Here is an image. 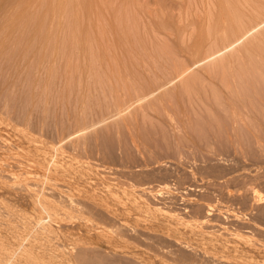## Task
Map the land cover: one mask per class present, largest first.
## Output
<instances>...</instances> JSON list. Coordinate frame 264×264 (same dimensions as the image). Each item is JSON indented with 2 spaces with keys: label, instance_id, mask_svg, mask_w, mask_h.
Returning a JSON list of instances; mask_svg holds the SVG:
<instances>
[{
  "label": "rangeland",
  "instance_id": "obj_1",
  "mask_svg": "<svg viewBox=\"0 0 264 264\" xmlns=\"http://www.w3.org/2000/svg\"><path fill=\"white\" fill-rule=\"evenodd\" d=\"M112 1L70 0L69 5L67 4L66 6L67 9L64 10V12H68L60 16L61 9L59 14H56L59 19L50 17V19L46 18V20L40 22L35 21L39 28H34L36 27L34 22H29V24L24 22L18 25L15 23L13 25L9 21H0L1 163L11 161L12 157L24 156L22 157L23 159L26 156V159L31 160L28 161L30 164L35 163L36 167L39 168L37 164L42 166L44 163L43 167L47 166L46 169L49 170L48 167L51 166V169L54 166L53 164L57 161L56 158L62 156L55 163L66 162V164L64 162V164L58 165V167H61V174L67 175L68 177H65L69 178L70 181L73 178L75 181L72 180V182L74 181V183H71L72 185L82 183L87 187V184H89L88 189L86 188L88 192H97L96 196H102L103 194L102 197L100 196L102 206L104 205L103 208L106 207L109 210L113 207L109 212L111 211L116 216H108L106 220L104 212L90 209L93 212L92 215L97 218H103L102 221L100 218L97 220L96 217L97 221L94 220L91 215L92 212L90 213L89 208L85 206L80 209L83 213L82 211L81 213L73 212L75 214L73 215L74 219L73 216L71 217L73 224L71 222L69 224L75 228H72L69 224L65 225L64 227L72 231L68 235L62 234L64 229V233H69L66 228H63V226L59 227L60 229L63 228V230L61 229L62 231L58 228L57 231L61 233L59 235V232H57L56 238H54V244L56 247L59 246L58 248L73 245L77 242L73 241V239L76 240L79 237L77 239L78 242L81 239L80 241H84L92 248H95L94 250L97 249L96 251L108 258L107 260L116 257L121 258L120 260L122 261L126 257V259L135 260L136 262H139L140 259L141 262L139 263L141 264H248L250 259L251 264H264V230L262 229L264 228V216L261 211L264 199H259V197H264V139L260 138L263 135L252 131L256 129L254 127L256 121L253 123L252 120L247 119L245 122L248 121L249 123L250 121L254 124L251 125L249 123L250 125H247V123L245 124V122L239 120V125L233 126L234 123L230 121L233 120L230 105L228 106L227 102L225 105L222 98L221 100L220 98H217L218 100L214 98V100H217L214 104L216 105L220 102L217 107L219 110L222 109V111H218L215 107L211 108L213 103L209 99L212 95L214 96V94L211 95L213 90L210 93L211 90L209 88L205 89V86H209L211 81H220V75L217 76L214 73L221 71L222 64L230 60L231 57H235V53H230L231 56L229 55L228 57L223 55L221 56L223 58L219 57L216 62L209 61L211 64L207 63L208 65L204 63L203 68H198V71L194 68L191 70L192 72L175 81L174 85L176 86H172L168 90H166L167 88L164 89L165 87L162 88L164 91L162 89L158 91L162 93L156 95V97L153 94L154 96L148 97L147 101H141L142 104L139 102L141 105L137 103L139 106H132L127 110V113L126 111L122 113L120 118L116 116L117 119L114 117L112 118L113 120H108L107 124L104 122L102 126L100 124V126L97 125V128H89V130H86L87 132L85 131L86 133L76 134L83 128H88L118 113L121 109H126L133 101L158 88L161 82L171 79L177 72L175 70H178L172 64L161 65L162 69H164L161 70L160 64L156 63L157 61L155 62L154 56L151 54L153 53L151 45L153 44L154 46L157 40L160 42L164 36L161 35V30L158 29L160 26L153 25L152 22L150 24L151 20L149 21L148 18L138 19L140 20L139 25L141 28L139 29L137 24V27L135 26L137 30L135 27L133 28L137 33L135 32L132 36L130 34L127 37L124 34V37H122V35H115V32L112 33L114 34L113 36L120 40L118 43L120 45L115 44L111 35L108 36L109 34L104 33V31L106 32L104 29H109L107 32L111 34L112 27L116 24L111 12ZM176 1L166 0L167 9H169L168 11L173 9L172 14L181 18L183 14H180V5ZM191 2L194 5L198 4V9L196 5L190 4ZM261 2L263 3H259L260 6H256H259V8L263 7L260 10L264 11V0ZM190 3L188 2V5L190 4L189 6H191L189 8L190 11H187L190 14L185 15L186 19H188V15L192 22L197 21L198 19L192 16L197 15L200 19L204 15V12H201L204 9L196 0H192ZM81 4L82 6H80ZM253 9H257V7L250 8L249 14L254 12ZM257 10H255L256 15ZM191 11H193V15ZM255 14L252 13L251 17L255 16ZM107 15L109 16L107 17ZM246 15H248V12ZM247 18H250V15L249 17L246 16ZM174 19L175 22L184 24L183 26L186 29L189 30L190 28V31H193V25L188 26L192 24L190 20H187L188 24L183 19L179 20V17L176 19L174 16ZM111 21L115 23L112 26H108L112 24ZM48 23H53V25L49 26ZM25 24L29 26L26 25L27 27H25ZM48 27H51L56 33L50 29L53 35L50 32L49 36L47 34L45 35L46 37L44 35L40 36L44 31L47 32ZM42 28L43 31H39ZM23 30H25L26 36ZM259 31L261 32V30ZM29 32L32 34L29 35ZM35 33L38 35L36 38ZM257 33L255 34L259 35ZM106 36L111 39L108 40ZM133 37L134 39H132ZM153 37L155 41L152 39ZM86 39L87 41H85ZM216 40L219 41V38H216ZM108 42L112 45L109 46ZM214 42V38L210 39V41L208 39L203 43V47H196L184 53L180 57V59L184 58V60L179 61L184 64L186 62L188 64L191 63V60L198 52L202 53L214 48L217 44ZM49 46L52 47L50 48ZM104 46L105 49L102 48ZM239 46L241 47L242 45L240 44ZM56 47L58 48L56 49ZM221 59L225 61H221ZM262 63L259 62V64ZM166 66L167 68L172 67L167 69ZM167 74L170 75L168 76ZM198 77H206V85L204 84V90L206 91L203 92L201 90L203 85L201 88L197 87L196 85H201V83H198L192 87L195 90L191 89L185 94L183 92L185 84L187 85L190 81L192 84L195 83L199 79ZM157 81L160 82L158 83ZM258 85L264 87V84ZM258 85L255 89H251L249 93L255 97L254 101L256 103H262L264 88ZM192 91L194 92L192 93ZM196 95L199 97L197 96L196 98ZM252 95H249L251 99L253 98ZM201 97L202 100L206 102L209 100L212 104L202 101ZM203 97H209V99H203ZM237 101H235L234 106L238 109L244 108L238 107ZM221 102H223L222 105ZM205 103L210 106H206ZM228 108L230 113H227ZM215 115L221 120L223 117V122L220 119H216ZM242 115L246 117L245 114ZM219 122L223 123V126H220ZM242 122L244 127L254 128L244 129L245 131L250 130L252 134L255 133L251 134L252 137L250 136L252 138L251 142H249L248 132L246 134L243 133L247 136L240 133L242 140H244V137L248 138V140H244L245 143L240 142L241 139L238 137L240 134L235 132L236 129L237 131L240 130L238 132L243 131L240 124ZM238 126L241 127L235 129ZM199 128L200 130H198ZM257 134L261 136L259 137ZM221 135L224 136L222 137ZM254 135L256 139L263 141L256 140L257 144H255ZM236 137H238V141L240 140L239 143L243 145L234 141L237 140ZM27 138L29 139L27 140ZM61 141L63 147H60L59 144L57 150L52 148L54 144L61 143ZM260 142L263 144L258 145ZM250 143L254 144L251 145ZM42 147L46 148L47 152ZM50 151L53 153L51 154ZM64 152L65 154H63ZM49 153L50 155H48ZM52 160L56 161L53 162ZM9 164L8 167L11 168ZM13 167L14 169L11 171L8 168V173L12 175L14 171L13 175L15 176V172L18 173L20 170H17L19 168H15L16 166ZM35 170L38 169L35 168ZM10 180L12 179L10 178ZM8 182L16 185L13 180H8ZM80 184L76 185V187L85 188L84 185L82 187ZM112 187H116L114 189L116 193ZM142 187L146 189L143 190ZM94 192H90V195L94 194ZM131 193L132 195L134 193V195L132 196ZM2 194L0 195L1 204L5 206L9 203L11 205L14 204L11 209L8 206L6 209L5 206L4 208L0 207L2 216L7 219V216L11 215L10 210L13 211V207L15 209L17 207L18 210L21 209L19 213L17 209L16 212H12L13 214L18 213V216L11 215L8 220L11 221L13 217L16 218L11 223L16 222L17 218L20 217L19 215H23L22 210L23 212L27 210L25 213L29 212L31 214L33 211L36 213V209L29 198L14 194L18 198L17 200L13 195L11 197V195ZM104 194L111 197L108 199ZM55 198L59 200L58 196H55ZM103 201L105 202L104 204ZM125 203L128 204L124 205ZM10 204L9 206H11ZM85 208L87 209L85 210ZM3 211L5 212L3 213ZM34 212L32 215H37ZM94 212L96 215H94ZM80 214L89 218L91 216V219L96 221V223L100 220L98 229L85 230L77 222L80 219L78 218ZM117 215L122 220L124 218L125 222H121ZM117 217L119 220H116ZM6 219L5 222H8ZM113 223L115 224L114 227ZM80 233H84L82 238ZM145 233H148L147 236ZM77 234L79 236H76ZM156 234H161L162 236L158 237ZM68 237L71 240L68 241ZM76 251L73 248L72 255L66 254L68 257L63 254L60 258L55 256L54 259L52 258L54 261L52 263L68 264L67 257L70 258L68 260L72 259L69 264H80L79 261L73 259ZM70 256L73 257L71 258ZM102 256L100 257L102 258ZM62 257L65 259H62ZM135 257H137V260ZM235 257L240 261L236 263ZM55 258L61 259V263ZM107 260L104 259V261ZM142 260L145 262L143 263Z\"/></svg>",
  "mask_w": 264,
  "mask_h": 264
},
{
  "label": "bare ground",
  "instance_id": "obj_2",
  "mask_svg": "<svg viewBox=\"0 0 264 264\" xmlns=\"http://www.w3.org/2000/svg\"><path fill=\"white\" fill-rule=\"evenodd\" d=\"M72 1V0H71ZM81 1V0H80ZM84 1V0H83ZM86 1V0H85ZM111 1V0H110ZM180 1V2H179ZM190 1L192 0H177L176 3L178 2L179 5H180V8H179V11H180V14L182 13L183 16L180 18V16H176L175 14L173 15V9L172 11H168L169 9L168 6L166 5V0H113L111 3H112V16L114 17V19L116 20V24L112 27V30L111 31V34L110 32L108 33L107 31H109V29H104L105 26H104V30H106V32L104 31V33L106 34H109L108 36L111 35V37H113L112 39H114L115 41V44L116 45H120L118 44L120 40H118L115 36H113L114 34L117 35V36H120L122 35V37H124V34L125 36L129 37V35L131 34H134L136 31L133 30V28L136 26L137 27V24L139 25V22H140V18L143 19H146L148 18L149 21H150V24L151 22L153 23V25H158V29L161 30V35L164 36V38H162L160 40V42L157 40L155 41L154 37L152 39H154V41L156 43H154V46L153 44L151 45V50L153 51V56H154V59H155V62L156 63H159L160 67L161 65H164V64H172L174 65L175 68H178V70H175L177 71L176 74L169 80L165 81V82H161V85L156 88L154 91H151L149 94L147 95H144V97L142 98H139L135 101L132 102L131 105H128V107L125 109H121V111H119L118 113L116 114H113L112 116H109L108 118H105L104 120L98 122V123H95L93 125H91L90 127H86V128H83L82 130H80L78 133L76 134H79V133H86L87 131L86 130H89V128H97V125L101 126L104 125L103 123L107 122L108 120H113L112 118H116L120 116H122V113H124L126 111V113L128 112L127 110H129L132 106H139V102L145 100L147 101V98L150 96H154L156 97V95H159L160 93H162L161 91L158 92L159 90H161L162 88L168 90L170 89L172 86H176L174 85V82L183 78L184 76H186L189 72H192L191 70H193L194 68L197 69L198 71V68L200 69L201 67L203 68V64H211L209 61L211 62H216V59L218 61V58H223L221 56L225 55L226 57H228L230 55V53H235V57H231L230 60L224 62V64H222V67L220 68L221 71H218V72H215L214 74H217V76L220 75V81L219 82H214V81H211V84L209 86H207L205 84L206 82V77H201L199 78L195 83H188L187 85L185 84V87H184V90L183 92H185V94H187L191 89L193 90L194 88H192L194 85L198 84V83H201L200 86L196 85L197 87L201 88L202 85H203V89H201L203 92H205L207 89L206 88H209L211 91V95L214 94V96L210 95V99L209 97H203L204 98H207V100L209 99L210 101L212 100V103L213 105L211 106L212 107H215L218 109V111H222L219 110V108L217 107L218 104H214L215 101H217L218 99L217 98H221L224 100L225 102V105H226V102H227V105L229 106L230 105V109H231V115H232V119L234 120H230L234 123H232L233 126H235L236 124L239 125V120L245 122V120H252L253 123L256 121L255 125L253 123H251L249 121V123H251V125H254V127L256 128L255 130H252L258 134L261 133V135L264 136V99L262 100V103H256V101H254L255 97L249 93L251 89H255L256 86L258 84H264V31H263V27H264V11L260 10L261 8H259V3H263L261 2L262 0H196L199 4H201V6L203 7L204 11H201V12H204L203 16L200 17H197V15H194L192 16L194 13H192L193 11H191V16L194 18H197L198 20L196 21H193L190 20L191 18L188 17L187 15V18L186 19V14H190L188 13L187 11H190L189 8H191V6H189L190 4H192V2L190 3ZM77 2V1H76ZM188 2L190 3L188 5ZM70 3V0H0V21L2 22L3 20L4 21H9L11 24H15L17 23L18 24H22V23H28L29 22H34L35 24V21L37 22H40L42 20H46V18H49L52 17V18H56V14L58 15L59 12L61 11V13L59 14L61 16L62 15H65L64 13L68 12H64V10L67 9V4L69 5ZM72 3V2H71ZM109 3V2H108ZM105 4V3H104ZM85 5V4H84ZM173 5V4H172ZM193 6H197V9H198V4H192ZM256 5H259V6H256ZM82 6V4L80 5ZM110 6V7H111ZM256 8L257 9H253L254 12H252L253 14H255V10H257V15L255 14V16L251 17L252 13L249 14V10L250 8ZM74 8V7H73ZM196 8V7H195ZM200 8V6H199ZM108 10V9H107ZM106 10V11H107ZM109 11V10H108ZM197 11V10H196ZM248 12V15H246ZM196 13V12H195ZM68 14V13H67ZM66 14V15H67ZM74 15V14H73ZM250 15V18H247L246 19V16L249 17ZM55 16V17H54ZM109 15H107L108 17ZM174 16L175 18L177 19L179 17V20H182L183 21H186L188 23L187 20H190L192 22V24H187L189 27L191 25L192 26V29L193 31L191 32L190 31V28L189 30L186 29L185 26H183L184 24H182L181 22L177 23L175 22L174 20ZM65 17V16H63ZM62 17V18H63ZM73 17V16H72ZM106 17V16H105ZM112 17V18H113ZM57 19H59V17H57ZM66 19V18H65ZM108 19V18H107ZM113 19V20H114ZM140 19V20H138ZM55 20V19H54ZM61 20V18H60ZM75 20V19H74ZM114 20V21H115ZM52 21V20H51ZM50 21V22H51ZM56 21V20H55ZM63 21V20H62ZM106 21V20H105ZM108 21V20H107ZM146 21V20H144ZM143 21V22H144ZM189 21V22H190ZM112 22V21H111ZM147 22V21H146ZM145 22V23H146ZM9 23V24H10ZM54 23V22H53ZM52 24H49L48 25H53ZM110 23V22H109ZM115 23V22H114ZM112 22L111 25H108V26H112L114 24ZM181 23V24H180ZM28 24H25V27H27L26 25ZM33 24V26H34ZM47 24V23H46ZM55 24V23H54ZM108 24V23H107ZM141 24V23H140ZM148 24V23H147ZM160 24V25H159ZM32 25V24H31ZM36 25V24H35ZM106 25V24H105ZM8 26V25H7ZM29 26V25H28ZM32 26V27H33ZM149 26V25H148ZM147 26V27H148ZM22 27V26H21ZM39 28V26L36 25V27L34 28ZM53 27V26H51ZM51 27H48V29L46 30L48 32V30L52 29ZM135 27V29H136ZM144 27V26H143ZM157 27V26H156ZM174 27V28H173ZM15 28V27H14ZM45 28V27H44ZM107 28V27H106ZM141 28V26L139 25V29ZM146 28V27H144ZM154 28V26H153ZM263 28V29H262ZM10 29V28H9ZM18 29V28H17ZM21 29V28H20ZM19 29V30H20ZM26 30V28H24ZM46 29V28H45ZM44 29V30H45ZM54 29H56L54 27ZM60 29V28H59ZM138 29V30H139ZM143 29V28H142ZM11 30V29H10ZM22 30V29H21ZM25 30H23V33L24 35L26 36L27 34H25ZM28 30V29H27ZM36 30V29H35ZM53 30V29H52ZM137 30V29H136ZM261 30V32L259 31ZM12 31V30H11ZM16 31V30H15ZM18 31V30H17ZM39 31H43V28L42 30H39ZM150 31V30H149ZM155 31V30H154ZM157 31V29H156ZM263 31V32H262ZM22 32V31H21ZM45 32V31H44ZM43 34L39 33L40 36L42 35H48L49 36V33L51 32V30L47 33L45 32ZM52 32L56 33L55 30H53ZM51 32V34H52ZM60 32V31H59ZM115 32V33H114ZM258 32L257 34L259 35H256L255 33ZM260 32V33H259ZM27 33V31H26ZM30 33V32H29ZM38 33V31H37ZM77 33V32H76ZM114 33V34H112ZM137 33V32H136ZM20 35V33H18ZM22 34V33H21ZM32 33H30L29 35H31ZM34 34V32H33ZM104 34V36H105ZM53 35V34H52ZM141 35V34H140ZM36 33H35V38H36ZM47 36V37H48ZM58 36V35H56ZM88 36V35H87ZM139 37V35H137ZM252 36V37H251ZM20 37V36H19ZM23 37V36H22ZM46 37V36H45ZM51 37V36H50ZM75 37V36H74ZM78 37V36H77ZM107 37V36H106ZM105 37V38H106ZM121 37V38H122ZM49 38V37H48ZM69 38V37H68ZM88 38V37H87ZM116 38V39H115ZM141 38V36H140ZM215 40L214 43H217L216 46L214 48H211L205 52H202V53H197L196 56L193 58V60H191V63H181V61L179 60H184V58L180 59V57L182 55H184V53L186 52H189L191 51L192 49L196 48V47H203V43L205 41H207L209 39H213ZM216 38H219V41L216 40ZM23 39V38H22ZM57 39V37H56ZM60 39V38H58ZM77 39V38H76ZM108 39V37H107ZM111 38L109 37L108 40H110ZM125 39H127L125 37ZM131 39V38H130ZM134 39V37L132 38ZM21 40V39H20ZM31 40V39H30ZM45 40V38H44ZM53 40V39H52ZM104 40V38H103ZM118 40V42H117ZM74 41V40H73ZM79 41V40H78ZM87 41V39L85 40ZM113 41V40H112ZM122 41V39H121ZM213 41V40H212ZM217 41V42H216ZM70 42V41H69ZM72 42V41H71ZM80 42V41H79ZM128 42V40H127ZM131 42V41H130ZM133 42V41H132ZM138 42V40H137ZM26 43V42H25ZM24 43V44H25ZM35 43V42H34ZM110 42H108L109 44ZM142 43V42H141ZM59 44V43H58ZM74 44V43H73ZM99 44V43H98ZM114 44V43H113ZM131 44V43H129ZM145 44V43H144ZM242 45L241 47L239 45ZM39 45V44H38ZM56 45V43H55ZM68 45V43H67ZM112 45V44H109V46ZM202 45V46H200ZM36 46V45H35ZM48 46V45H47ZM98 46V45H97ZM145 46V45H144ZM44 47V46H43ZM50 48L52 46H49ZM114 47V46H112ZM116 47V46H115ZM120 47V46H119ZM133 47V46H132ZM209 47V46H208ZM29 48V47H28ZM31 48V47H30ZM47 48V47H46ZM58 47H56L57 49ZM65 48V47H64ZM105 49V46L102 47ZM45 49V48H44ZM43 49V50H44ZM53 49V48H52ZM149 51L150 48H148ZM40 50V49H39ZM38 50V51H39ZM234 50V51H233ZM52 51V50H51ZM85 51V50H84ZM90 51V50H89ZM144 51V50H143ZM232 51V52H231ZM32 52V50H31ZM193 52V51H192ZM195 52V51H194ZM227 52V53H226ZM28 53V52H27ZM36 53V52H35ZM59 53V51H58ZM74 53V52H73ZM86 53V52H85ZM226 53V54H225ZM229 53V54H228ZM238 53V54H237ZM55 54V53H54ZM101 54V53H100ZM145 54V53H144ZM191 54V53H189ZM186 55V54H185ZM147 56V55H146ZM145 56V58H146ZM193 56V55H192ZM231 56V55H230ZM91 57V56H90ZM225 57V58H226ZM31 58V57H30ZM40 58V57H39ZM143 58V57H142ZM224 58V59H225ZM146 60V59H145ZM148 60V59H147ZM221 61H225V60H222ZM220 61V62H221ZM149 62V61H148ZM259 62H263L262 64H259ZM143 63V62H142ZM213 64V63H212ZM219 64V63H218ZM250 64V65H249ZM141 65V64H140ZM144 65V64H143ZM158 65V64H157ZM201 65V66H200ZM208 65V64H207ZM31 66V65H30ZM198 66V67H197ZM205 66V65H204ZM142 67V65H141ZM139 67V68H141ZM165 67V66H164ZM172 67V66H170ZM169 67V68H170ZM218 67H220L218 65ZM167 68V66H166ZM167 68V69H169ZM33 69V68H32ZM67 69V68H66ZM161 70H164L162 69V67L160 68ZM139 70V69H138ZM152 70V69H151ZM174 70V69H173ZM155 71V70H154ZM195 71V72H197ZM143 72V71H142ZM146 72V71H145ZM150 72V71H149ZM162 72V71H161ZM34 73V72H33ZM144 73V72H143ZM194 73V72H193ZM192 73V74H193ZM166 74V72H165ZM164 74V75H165ZM140 75V74H139ZM168 76L170 74H167ZM194 75V74H193ZM30 76V75H29ZM49 76V75H48ZM189 76V75H188ZM146 77V76H145ZM162 77V76H161ZM190 77V76H189ZM167 78V76H166ZM164 78V79H166ZM188 78V77H187ZM147 79V78H146ZM168 79V78H167ZM158 80V79H157ZM189 80V79H188ZM194 80V79H192ZM27 81V80H26ZM156 81V80H155ZM161 81V80H160ZM159 81V82H160ZM158 82V81H157ZM158 82V83H159ZM173 85H172V84ZM177 84V83H175ZM204 84L206 85L205 86V89L204 90ZM153 85V84H152ZM171 85V86H170ZM169 86V87H168ZM259 87H262L260 85H258ZM120 88V87H119ZM233 88V89H232ZM264 88V87H262ZM164 89H162L164 91ZM195 90V89H194ZM253 91V90H252ZM158 92V93H157ZM194 91H192L193 93ZM199 92V90H198ZM261 92H262V89H261ZM156 93V94H155ZM154 94V95H153ZM197 94V93H196ZM200 94V92H199ZM205 94V93H204ZM208 94V93H206ZM183 95V94H182ZM194 95V94H193ZM249 95H252V99ZM198 95H196V98H197ZM256 96V95H255ZM179 97V96H178ZM199 97V96H198ZM217 99V100H214ZM202 100V97L200 98ZM134 100V99H133ZM173 100V98H172ZM171 100V101H172ZM197 100V99H196ZM199 100V99H198ZM208 100V102H206L205 100H202V101H205L206 103L210 104L211 102ZM219 100V101H220ZM237 101V106L238 107H244L242 109H238L236 108V106H234V103L235 101ZM240 100V101H239ZM259 100V98H258ZM144 102V101H143ZM199 102V101H198ZM258 102V101H257ZM260 102V101H259ZM139 103V104H137ZM205 103V104H206ZM211 103V104H212ZM142 104V102H141ZM140 104V105H141ZM204 104V103H203ZM210 104V105H211ZM223 104V102H221V105ZM239 104V105H238ZM210 105H207L206 106H210ZM136 107V106H135ZM133 107V108H135ZM222 107V106H221ZM220 107V108H221ZM132 108V109H133ZM223 108V107H222ZM226 109V108H225ZM224 109V110H225ZM243 109H246L243 111ZM210 110V109H208ZM241 110V111H240ZM132 111V110H131ZM214 111V110H213ZM226 111V110H225ZM212 112V111H211ZM224 112V111H223ZM243 112V113H242ZM176 113V112H175ZM227 113H230V110L229 108L227 109ZM121 114V115H120ZM224 114V113H223ZM242 114H245L246 117ZM196 115V114H195ZM218 115V114H217ZM215 115V117L217 116ZM117 116V117H116ZM200 116V115H199ZM224 116V115H223ZM205 118V117H204ZM246 118V119H244ZM216 119H220V118H217ZM209 120V119H208ZM219 121V120H217ZM221 122H223V117H222V120L220 119ZM243 122L240 123L242 125L241 126H238V127H235L236 128H243V131H245L247 127H244L243 126ZM194 123V122H193ZM192 123V124H193ZM214 123V122H213ZM218 123V122H217ZM247 123V125H250L247 122H245V124ZM107 124V123H106ZM220 126H223V123H220ZM218 124V125H219ZM11 125V124H10ZM195 125V124H194ZM199 125V124H198ZM246 125V126H247ZM13 126V125H11ZM219 126V127H220ZM197 127V126H196ZM218 127V126H217ZM198 128V127H197ZM259 128V129H258ZM196 129V128H195ZM219 129V128H218ZM222 129V128H221ZM220 129V130H221ZM245 129V130H244ZM247 129H254L253 127L251 128H247ZM200 130V128L198 129ZM260 130H263V131H258ZM86 131V132H85ZM217 131V130H216ZM240 131V130H238ZM237 129L235 130V132L237 134H240V133H247L249 138L252 134V132L250 133V130L248 131H245V132H238ZM16 132V131H15ZM203 132V131H202ZM227 132V131H226ZM7 133V132H6ZM21 133V132H20ZM26 133V132H25ZM200 133V132H199ZM205 133V132H204ZM222 133V132H221ZM225 133V131H224ZM250 133V134H249ZM243 134L244 136H247ZM255 134V133H253ZM252 134V135H253ZM257 134V135H258ZM17 135V134H16ZM22 135V134H21ZM231 135V134H230ZM242 135V136H243ZM261 135H258L259 137ZM26 136V135H25ZM200 136V135H199ZM222 137L224 135H221ZM260 137V138H263L264 137ZM198 137V136H197ZM239 139H241V134L238 136ZM238 137L237 140H234L235 142H237L238 144L239 141H238ZM252 137V136H251ZM258 137V138H259ZM18 138V137H17ZM70 138V137H68ZM247 137H244V140H248V138L246 139ZM3 139V138H1ZM21 139V138H20ZM29 138H27L28 140ZM32 139V138H31ZM62 139V138H61ZM64 139V138H63ZM243 139V138H242ZM240 142H244V140H242ZM251 139H249V142H251ZM14 140V139H13ZM26 140V139H25ZM65 140V139H64ZM230 140V139H229ZM254 141H261V139H256L255 138V135H254ZM3 141V140H2ZM5 141V140H4ZM22 141V140H21ZM33 141H36V140H33ZM60 141V140H59ZM253 141V142H254ZM257 141L255 142V144H257ZM263 141V140H262ZM261 141V142H262ZM27 142V141H26ZM32 142V141H31ZM247 142V141H246ZM258 144V145H261L263 143ZM264 142V141H263ZM21 143V142H20ZM24 144V142H22ZM34 143V142H33ZM248 143V142H247ZM259 143V142H258ZM2 144V143H1ZM36 144V143H35ZM43 144V143H42ZM41 144V145H42ZM60 144V147L62 146V141L61 143H57V144H52V148H54L55 150H57V148L59 147L58 145ZM251 145L254 144V143H250ZM240 145H243V144H240ZM6 146V145H5ZM25 146V145H24ZM264 146V145H263ZM12 147V146H11ZM10 147V148H11ZM32 147V146H31ZM30 147V148H31ZM63 147V146H62ZM235 147V146H234ZM1 148V147H0ZM9 148V149H10ZM16 148V147H15ZM43 148V147H42ZM17 149V148H16ZM23 149V148H22ZM44 149V148H43ZM46 149V148H45ZM44 149V150H45ZM13 150V149H12ZM26 150V149H25ZM24 150V151H25ZM30 150V149H29ZM35 150V149H34ZM41 150V149H40ZM49 150V148H48ZM54 150V151H55ZM60 150V149H59ZM6 151V150H5ZM37 151V150H36ZM47 152V149L45 150ZM53 151V150H52ZM64 151V149H63ZM49 152V151H48ZM51 152V151H50ZM57 152V151H56ZM61 152V150H60ZM29 153V152H28ZM53 152H51L52 154ZM59 153V152H58ZM19 154V153H17ZM31 154V152H30ZM38 154H41V153H38ZM46 154V153H45ZM62 154V152H61ZM65 154V152L63 153ZM50 155V153L48 154ZM60 155V154H58ZM5 156V155H4ZM9 156V155H8ZM17 156V155H15ZM47 156V154H46ZM45 156V157H46ZM64 156V155H63ZM12 157V156H11ZM22 157L24 156H21V157H12L11 159L14 160V161H5V163H1L2 161H0V195L3 193V194H7V195H13V197H16L18 195H21V196H24L29 198L32 202V204L34 205L35 209H36V213L37 215H32V213L34 212H31V214L29 215L28 213H25L23 212V210L21 211L23 213V215H19L20 217L17 218L18 220H16V222H12L11 221H15V217H13V219L8 220V218L10 219L11 218V215H17L19 213V211L21 210L20 209V206H19V209L16 207V210L14 207H13V211H17L18 213H15L13 214L14 212L10 210V216L8 217L7 216V219L5 218V216H0V264H55V263H52L54 262L53 259L55 256H57V258L63 254L65 256H67L66 254H70L72 255V249L75 248V251L77 249V251L75 252L74 254V257L73 259H76L77 261L80 262V264H121V263H124V264H141L139 262H141V260L139 259V262H136L135 260H130V259H126V257H124L125 259H123L122 261L119 259V258H116V257H113L114 259H109L107 260L108 258L104 257V255L102 256L100 253H98L96 250H94L95 248H92L90 245L86 244L84 241H80L78 242L77 239H79V237L73 241H77V242H72L74 243L73 245L71 246H66L65 248L62 247V248H58L59 246H55V240L54 238H56L55 235H57V231L59 227H62L63 228H66L64 227L65 225H68L69 222L72 223V219L71 217L75 214H73V212L77 211V212H80L82 210V206H85L87 208H89V212L91 213L93 211H97V212H104L106 217H105V220L108 216H113L114 214L111 213V211L109 212V210L113 207H111V202L110 204L107 203L108 205H110V208L109 210L106 209V207L103 208L102 206V200H100V198L103 196L99 195V196H96L97 192L95 193L94 191H90L91 193L94 192V196L90 195V192H88V186L89 184H87L88 186L86 187V185L84 184H80V183H76V185H83L85 186V188H81V186L79 187H76V185H72L71 183H74V179L72 178V180H74L72 182V180L70 181L69 178L65 177L64 174L62 175L61 174V167H58V165L60 164H64V162H59V164H55L57 163L59 160L58 158L62 157H58L56 158V162H55L52 166V170L50 169V167H48L49 170L46 169L47 166L43 167V165L41 166V164H37L39 168L36 167V164L33 163V164H30V162L28 161H31V160H28L26 159V156L25 158L22 159ZM28 157V156H27ZM37 157V156H36ZM50 157V156H48ZM50 160V158H48ZM53 157V156H52ZM65 157V156H64ZM63 157V159H64ZM4 158V157H3ZM55 158V157H53ZM180 158V157H179ZM31 159V158H30ZM39 159V158H38ZM41 159V158H40ZM61 159V160H63ZM65 160V159H64ZM40 163V161H38ZM52 162V163H53ZM163 162V161H162ZM11 163V164H9ZM48 163V162H47ZM45 163V164H47ZM52 163H50L52 165ZM8 164L11 168L8 167ZM35 164V165H34ZM66 164V162H65ZM48 165V164H47ZM12 166H16L15 168H19L17 170H20L17 172H15V176L13 175L14 174V171H13V176L11 175V173H8V171L10 170H13L14 167L12 168ZM33 166V167H32ZM64 166V165H62ZM9 168V170H8ZM34 168V169H32ZM38 169V170H35ZM81 168V167H80ZM85 168V167H84ZM16 170V171H17ZM17 173V174H16ZM73 174V173H72ZM132 174V173H131ZM71 177V176H70ZM88 177V176H87ZM8 178V179H7ZM10 178L13 180V182L16 183V185H14V183H10L8 182L9 181H12L10 180ZM77 178V177H76ZM126 178V177H125ZM227 178V177H226ZM7 179V181H6ZM90 179V178H89ZM15 180V181H14ZM78 180V179H77ZM76 180V181H77ZM84 182V181H82ZM118 182V181H117ZM18 183V185H17ZM146 183V182H145ZM91 184V183H90ZM141 186V185H140ZM95 187V186H93ZM92 187V188H93ZM87 188V189H86ZM90 188V187H89ZM111 188V187H110ZM113 188V187H112ZM116 188V187H115ZM113 188V190L115 189ZM120 189V188H119ZM118 189V190H119ZM122 189V187H121ZM132 189V188H131ZM142 189H146L145 187H142ZM99 190V188H98ZM105 190V189H104ZM109 190V189H108ZM130 190V189H128ZM127 190V191H128ZM134 190V189H132ZM142 190V192H143ZM115 191V190H114ZM123 191V190H122ZM146 191V190H145ZM4 192H8V193H4ZM105 192V191H104ZM124 192V191H123ZM138 192V191H137ZM11 193V194H10ZM116 193V191H115ZM121 193V192H120ZM127 193V192H125ZM147 193V192H145ZM2 194V195H3ZM14 194H17L14 195ZM96 194V195H95ZM110 194V193H109ZM240 194V193H239ZM105 195V194H104ZM111 195V194H110ZM124 195V194H123ZM128 195V194H127ZM126 195V196H127ZM132 195V193H131ZM134 195V193H133ZM132 195V196H133ZM55 196H58L59 197V200L55 198ZM101 196V197H100ZM107 196V195H105ZM104 196V197H105ZM109 196V195H108ZM107 198L109 199L111 196H109ZM113 196V195H112ZM118 196V195H117ZM153 196V194H152ZM5 197V196H4ZM10 197V198H11ZM103 197V198H104ZM121 197V196H119ZM26 198V199H27ZM122 198V197H121ZM127 198V197H126ZM12 199V198H11ZM20 199V198H19ZM106 199V198H105ZM113 199V198H111ZM118 199V198H117ZM124 199V198H123ZM130 199V198H129ZM159 199V198H158ZM259 199H264V197H259ZM3 200V199H1ZM18 200V198H17ZM28 200V199H27ZM29 200V202H30ZM107 200V199H106ZM126 200V199H124ZM131 200V199H130ZM134 200V199H133ZM13 201V200H11ZM108 201V200H107ZM5 202V201H4ZM9 202V201H8ZM119 202V201H118ZM121 202V201H120ZM133 202V201H131ZM257 202V201H256ZM2 202H0V207H3L4 208V204H1ZM6 203V202H5ZM105 202L103 201V204ZM116 203V201H115ZM124 203V202H123ZM10 204V203H9ZM9 204L7 205L8 207H10L9 209H11V207L14 205H11L9 206ZM16 204V203H15ZM121 204V203H120ZM128 204V203H127ZM126 203L124 205H127ZM123 205V204H122ZM139 205V204H138ZM5 206V209L6 207ZM117 206V205H116ZM130 206V205H128ZM135 206V205H134ZM7 207V208H8ZM22 207V206H21ZM32 208V206H31ZM85 208V210L87 209ZM130 208V207H129ZM26 209V208H25ZM34 209V210H35ZM91 209V210H90ZM2 210V209H1ZM31 210V209H30ZM84 210V211H85ZM88 210H87V213H88ZM121 210V209H120ZM140 210V209H139ZM6 211V210H5ZM3 211V213L5 212ZM9 211V210H8ZM7 211V212H8ZM29 211V210H28ZM32 211V210H31ZM128 211V210H127ZM262 215L264 216V204L262 205ZM13 212V213H12ZM125 212H126V209H125ZM25 213V214H24ZM35 213V212H34ZM35 213V214H36ZM83 213V211H82ZM103 213V214H104ZM115 213H116V210H115ZM127 213V212H126ZM8 214V213H7ZM78 214V213H76ZM86 214V212H85ZM93 214V212L91 213V215ZM208 214H211V213H208ZM4 215V214H3ZM90 215V214H89ZM94 215L95 212H94ZM100 215V214H99ZM18 216V215H17ZM77 216V215H76ZM88 216V215H87ZM98 216V215H97ZM104 216V215H103ZM116 216V214L114 215ZM113 216V217H114ZM119 217V215H117ZM207 216V215H206ZM92 217L94 218V220H96V218L92 215ZM90 216L89 217H86V215H82L80 214L78 216L79 221H77L80 225H82L84 227L85 230H88V229H91L93 230V228H97L98 229V223L99 221L96 223V221L100 218L98 217L96 221H93ZM117 217L116 220H119ZM77 218V219H78ZM120 218V217H119ZM5 219L8 220V222H5ZM73 219H74V216H73ZM76 219V218H75ZM101 219V218H100ZM103 219V218H102ZM101 219V221H102ZM121 219V222L124 221V218L122 220ZM128 219V218H127ZM109 220V219H108ZM128 221V220H127ZM115 222V221H114ZM119 222V221H117ZM116 222V223H117ZM125 222V221H124ZM133 222V221H132ZM138 222V221H137ZM141 222V221H140ZM104 223V221H103ZM101 223V224H103ZM109 223V222H108ZM112 223V221H111ZM181 223V222H180ZM179 223V224H180ZM5 224H6V227H5ZM73 224V223H72ZM106 224V222H105ZM120 224V223H119ZM129 224V223H128ZM71 225V224H69ZM77 225V224H76ZM104 225V224H103ZM102 225V226H103ZM114 223H113V227H114ZM122 225V224H121ZM120 225V226H121ZM130 225V224H129ZM72 226V225H71ZM96 226V227H95ZM133 226V225H132ZM137 226V225H135ZM69 227V226H68ZM74 226H72L73 228ZM101 227V226H100ZM110 227V226H108ZM117 227H118V224H117ZM125 227V225H124ZM127 227V225H126ZM57 228V229H56ZM63 228H61L63 230ZM75 228V227H74ZM60 228L59 230L62 231ZM68 229V230H67ZM103 229V228H102ZM264 230V228H262ZM56 230V231H55ZM78 230V229H77ZM140 230V229H139ZM66 231L69 232V233H64L65 232V229L63 230V235L66 234H70V231L69 228H66ZM81 231L83 232V230L81 229ZM79 231V232H81ZM89 231V230H88ZM81 232V233H82ZM135 232V231H134ZM138 232V231H137ZM147 232V231H146ZM56 233V234H55ZM61 232H59V235H60ZM75 233V232H74ZM81 238L82 236L84 235L81 234ZM61 234V235H62ZM86 234V233H85ZM146 234V233H145ZM144 234V235H145ZM148 234V233H147ZM146 234V236H147ZM151 234V233H150ZM170 234V232H169ZM168 234V235H169ZM258 234V233H257ZM58 235V236H59ZM62 235V236H63ZM73 235V234H72ZM71 235V236H72ZM157 235V234H156ZM69 236V237H71ZM76 236H79L78 234ZM145 236V237H146ZM155 236V235H154ZM158 237L162 236L161 234L157 235ZM166 236V235H164ZM68 237V238H69ZM75 237V236H74ZM149 237V236H148ZM263 237V236H262ZM72 238V237H71ZM87 238V237H86ZM85 239V238H83ZM148 239V238H147ZM57 240V239H56ZM71 240L70 238L68 239V241ZM87 240V239H86ZM164 240V239H163ZM82 242V243H81ZM90 242V241H89ZM150 242V241H149ZM161 242V241H160ZM159 242V243H160ZM175 242V241H174ZM147 243V242H146ZM153 243V242H152ZM158 243V244H159ZM163 243V242H162ZM165 243V242H164ZM235 243V242H234ZM241 243V242H240ZM58 244V243H57ZM91 244V243H90ZM155 244V243H154ZM157 244V243H156ZM62 245V244H61ZM64 245V244H63ZM69 245V244H68ZM162 245V244H161ZM260 245V244H259ZM55 246V247H54ZM93 246V245H92ZM151 246V245H150ZM154 246V245H153ZM158 246V245H157ZM252 246V245H251ZM61 247V246H60ZM99 247V246H98ZM168 247V245H167ZM171 247V246H170ZM196 247V246H195ZM97 248V247H96ZM252 248V247H251ZM156 251V250H155ZM192 251V250H190ZM74 252V250H73ZM226 252V251H225ZM246 252V251H245ZM174 253V252H173ZM190 253V252H189ZM256 253V252H255ZM100 254V255H99ZM191 254V253H190ZM194 254V253H193ZM59 255V256H58ZM121 255V254H120ZM180 255V254H179ZM192 255V254H191ZM102 256V258L100 257ZM189 256V255H188ZM205 256V255H203ZM219 256V255H218ZM240 256V255H239ZM244 256V255H243ZM250 256V255H249ZM248 256V257H249ZM68 257V256H67ZM66 257V260L68 261L67 263L69 264V262L72 260H68L70 258H67ZM71 258L73 256H70ZM104 257V258H103ZM138 257V256H137ZM135 257V259L137 258ZM181 257V256H179ZM196 257V256H195ZM228 257V256H227ZM247 258V256H245ZM53 258V259H52ZM55 258L56 260H59V262L61 263V259H57ZM101 258V259H100ZM111 258V257H110ZM134 258V257H133ZM143 258V257H142ZM205 258V257H204ZM207 258V257H206ZM236 258V257H235ZM62 259H65L62 257ZM104 259H106L107 261H104ZM119 259V260H118ZM146 259V258H145ZM176 259V258H175ZM208 259V258H207ZM221 259V258H220ZM224 259V258H223ZM229 259V257H228ZM253 259V258H252ZM103 260V261H101ZM137 260V259H136ZM147 260V259H146ZM214 260V259H213ZM231 260V258H230ZM244 260V259H243ZM241 260V261H243ZM256 260V259H255ZM262 260V259H261ZM65 261V260H64ZM63 261V262H64ZM75 261V260H74ZM73 261V263H74ZM76 261V262H77ZM121 263H120V262ZM203 261V260H202ZM210 261V260H209ZM215 261V260H214ZM234 261V260H233ZM240 260L236 258V263L239 262ZM248 261V260H247ZM250 263L248 264H251V260L249 259ZM264 261V260H263ZM75 262V263H76ZM142 262L144 263L145 261L142 260ZM220 262V261H219ZM224 262V261H222ZM72 263V262H71ZM218 263V262H217ZM226 263V262H225ZM253 263V262H252ZM56 264H59V263H56ZM63 264V263H62ZM148 264V263H147ZM197 264V263H196ZM254 264V263H253ZM261 264V263H260Z\"/></svg>",
  "mask_w": 264,
  "mask_h": 264
}]
</instances>
